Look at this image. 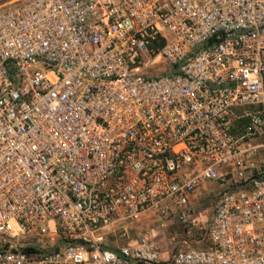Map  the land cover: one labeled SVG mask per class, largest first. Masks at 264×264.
I'll return each instance as SVG.
<instances>
[{"label":"built area","instance_id":"built-area-1","mask_svg":"<svg viewBox=\"0 0 264 264\" xmlns=\"http://www.w3.org/2000/svg\"><path fill=\"white\" fill-rule=\"evenodd\" d=\"M0 264H264V0H2Z\"/></svg>","mask_w":264,"mask_h":264},{"label":"rangeland","instance_id":"rangeland-1","mask_svg":"<svg viewBox=\"0 0 264 264\" xmlns=\"http://www.w3.org/2000/svg\"><path fill=\"white\" fill-rule=\"evenodd\" d=\"M1 1L2 0H0V3ZM158 67L159 64H156L152 68V71L156 72ZM218 189V182L206 181L203 187L198 189L191 197V204L196 217L195 225L192 227L191 239L197 237L202 238L204 235L203 231L197 230V226H204L209 220L214 206L211 192H215ZM160 223V221L144 219L139 223L140 230L138 233L148 235L154 239L160 247L162 260H168L173 252V243L182 238L185 233L183 231V226L177 220L164 221L162 226ZM205 244L206 241L202 238L197 245Z\"/></svg>","mask_w":264,"mask_h":264}]
</instances>
